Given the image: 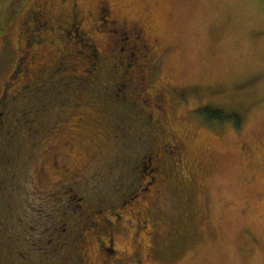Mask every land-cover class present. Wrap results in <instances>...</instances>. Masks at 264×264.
<instances>
[{
	"label": "rangeland",
	"instance_id": "rangeland-1",
	"mask_svg": "<svg viewBox=\"0 0 264 264\" xmlns=\"http://www.w3.org/2000/svg\"><path fill=\"white\" fill-rule=\"evenodd\" d=\"M78 1L83 10L97 8V0ZM108 1L115 15L140 22L147 38L156 40L149 51L143 57L138 54L139 34H126L125 29L118 26L114 27L118 29L117 33H113V26L105 23L96 35L101 56H88V51L83 52L73 42L65 50H59L60 55L76 64L75 69H70L63 58L57 57L59 51L42 47L37 50L36 63L29 64L31 68L32 65L54 64L55 59V65L58 60L61 63L54 73L43 72L42 78L34 80L24 78L27 53L23 49L20 54L15 42L19 35L15 15L24 0H0V96L4 91L7 93V112L1 125L2 131L6 127L10 129L9 135L17 131V137L10 142L0 138V153L4 151L8 157L13 156L14 173L16 171L23 182L22 194L18 196L22 198L20 205L17 208L10 201L14 207L12 212L8 208L5 210L10 214V220L4 219L6 228L0 224V264H87L88 257L84 252L87 249L93 253L91 259L96 260L95 236L90 232L104 235L99 226H86L84 218V208L87 214L94 207L101 210V215L109 216L112 209L121 214V219L112 227L115 244L128 252L120 259L121 264H264V0ZM62 8L61 12L67 11V7ZM69 31L73 33L71 29ZM24 34L20 33L18 38L20 46ZM28 43L32 46V42L28 40ZM19 54L25 59L11 79ZM138 64H142L145 77L141 92L148 102L154 104L157 96L163 101L166 99V116L161 128L180 141V163L189 175L182 178L171 172L149 189H144L142 194L136 192L134 187L151 181L156 174L155 162L147 160L145 151L140 160L143 172L137 170L128 177L126 173L115 174V171L113 177L90 180L85 190L74 186L73 191L77 194L74 198L80 195L83 202L77 205L80 201L68 199L66 220L73 222L70 233H83L82 241H71L69 234L61 250L53 251L58 243L55 241L54 244L53 240L49 245L45 239L49 237V224L62 217H51L39 225L36 223L38 214L33 209H41L44 215L46 211L51 212V204L57 207V199L42 203L45 196L35 190L33 182L37 163L52 151L50 145L58 133L46 131L37 135L45 140L35 146L26 138L30 134L22 137L24 127L19 125L27 117L31 121L24 125L37 124L47 130L65 128L68 133L64 134L71 136L69 139L75 148L85 144L90 146L87 142L90 137L85 136L87 131L85 142L69 129L70 122L66 118L59 127L51 128L53 122L44 120L38 107L52 96L53 100L60 99L58 94L64 89L68 93L64 105L68 114L71 109H76V106L72 107L73 100L76 103L82 101L83 108L91 110L104 105L111 111L113 103L107 105V101L113 97L133 105V83L136 82L135 75L138 76ZM91 66L94 67L92 71H82ZM122 67L130 72L129 79L123 80L126 84L122 94L111 96ZM8 81L10 85L6 87ZM61 81L67 83L64 89ZM42 92L49 97H42ZM74 93L77 95L73 96ZM205 105L220 110L226 118L222 122L207 120L199 112ZM136 106L143 109L140 102ZM79 115L84 116L82 110ZM108 115L109 112L98 118L102 120ZM87 119L84 128H89L92 115L88 113ZM37 128L33 127V136ZM44 149L48 151L44 152ZM57 149L64 151L61 146ZM104 149L106 154L110 152L109 147ZM113 151L118 154L117 150ZM2 157L1 154L0 161H4ZM69 158L75 159L72 155ZM134 175L135 182L131 179ZM156 188L158 191H154ZM131 189L133 192L127 193ZM67 195L58 200L67 201ZM122 200H127L125 205H120ZM4 204V201L0 202L2 216ZM136 206L151 210L148 228L135 237L137 245L131 243L133 227L127 213ZM19 219L25 222L22 226L18 225ZM85 242L87 249H83ZM111 264L118 263L111 260Z\"/></svg>",
	"mask_w": 264,
	"mask_h": 264
},
{
	"label": "flooded vegetation",
	"instance_id": "flooded-vegetation-1",
	"mask_svg": "<svg viewBox=\"0 0 264 264\" xmlns=\"http://www.w3.org/2000/svg\"><path fill=\"white\" fill-rule=\"evenodd\" d=\"M80 2L81 1L78 0H46L42 3H38L35 0H24V3L20 5L16 16L18 20L17 27L19 32L17 37L19 38L20 33H23V28H28V33L27 35H23V38L21 39V46L18 38L15 39V42L17 43V48L20 51V54H23V49L27 53L28 65L23 72L25 79L32 77V79L38 80L43 77V72L52 74L58 70L60 66L58 64L61 62L58 60L56 63L57 65H55L56 59L54 60V64H47L44 66L40 64L42 67H35L33 65L32 68L30 67L29 64H31V62L36 63L38 60L39 51L37 50L42 47H49L50 51L57 52L60 49L65 50L67 47L71 46V43L74 42L83 52H89L92 49L94 50L96 56H101V49L99 50V46L97 47L99 44L97 43L96 35L98 33L97 31L106 26L105 23L113 26V29L111 28L113 33H117L118 29L114 27L118 26L120 29L124 28L126 34H139L141 41L138 42L140 45L138 54L142 55V57L155 43V39L150 40L147 38L140 22L123 19L119 17V14L117 13L115 15L108 0H97V8L94 11L86 9L83 10ZM63 6L67 7V11H60ZM28 14L31 16L28 17L29 19L27 20L26 17ZM89 18L92 20H88ZM69 29H71L73 33H71ZM36 33H38L42 39L37 43H30L32 46H29L27 36H32ZM80 50H78V52H81ZM105 50L108 51L107 48H105ZM60 52L61 51L57 53V57L63 58L64 61L67 62L66 66L68 68L75 69L76 64L71 59L67 60L65 55H60ZM20 54L17 55L14 65H16ZM118 63H120L119 60ZM37 64H39V62H37ZM82 71L88 72L87 69H82ZM142 71V64H138V76L135 75L136 82L133 83L135 86L131 83L134 86V92L132 95L135 99H133V105L131 104L132 102L124 104L121 100L116 98V101L113 98L111 101H107V105L112 106L113 103L112 107L114 110L111 108V111H108L106 109L107 106L104 105L103 107L99 106L96 110H91L88 108L84 109L82 101L81 103H76L73 100L72 107L76 106V109H71V113L68 114L66 112L67 108H64L65 102L68 99L67 90L64 89L67 86L65 85L67 83L62 82L67 80H62L61 86L63 87L64 92L58 94L60 99L54 98L53 100L52 96L50 99L43 102L40 107H38L37 110L39 114L42 115V118L53 122V127L51 128L59 127V125L64 122L62 121L63 118H66L70 122V125L68 126L69 129L75 131V134L81 140L86 142V137H90L87 138V142L90 143V146L85 144L84 146L80 145L78 149L75 148L74 144L69 139L71 136L64 134L68 133L65 131V128H62L61 130H57L58 128L56 130H47L43 129V127L41 128L39 125L37 126V124L24 125V123H21V125H19L20 127H24L21 132L22 137L23 135L26 136L30 134V137L26 136V138L35 146L37 145V142L40 141V143H42L45 140V137L41 140L39 136L44 134L46 131H49V133H58V135L56 134L57 139H55L52 145H50L52 151L41 157L37 163V168L34 172L35 181L33 182L35 190H37L39 194H43V196H45V198L39 197L44 199V201H41L42 203H50L48 199H57V207L54 208L51 204L49 206L51 212L46 211L44 215H42L41 209H33V211L38 214L36 223L39 225H42L44 221L51 217H62L61 220H57V222L49 224V226H51V228H49V237L45 239V242L49 245H51L53 240L54 244L55 241L58 243L57 248L55 247L56 245H54L52 249L53 251H56L57 249L61 250V245L68 238L67 236L69 234L72 235L71 241L74 240V242H79V240L83 237V233H80V231L73 234L70 233L73 230V222H68L66 220V208L70 203L68 202V199L72 201L74 198L73 195L76 194L73 191L74 186H78L79 190H85L90 180H102L103 177H113L115 171V174H117V172L121 175L126 173V175L130 177V174L133 175L138 172L137 170H142L140 160L144 158L145 151L147 153H145L147 155V160L155 162L154 166L156 174H154V176L152 175L153 177H151V181L139 183L136 187H134L136 192L142 194L144 189H149V187L153 186V183H156L157 180L159 181L161 177L165 178V176L169 175L171 172H175L182 178H186L189 175L188 170L185 166H183L184 164L182 165L180 163V141L174 139L172 135L163 132V129L161 128V123L165 121L166 116L164 109V102L166 99L163 101L162 97L159 98L157 96L154 104L148 102L144 94L141 92V90L145 87V77L143 76ZM128 74H130V72L125 67H122L121 74H119V81L117 80L114 82L115 95H119L124 92L122 89L125 88L126 83H124L123 80L127 82V79H129L127 78ZM14 96L15 95H12L11 97ZM42 96L49 97L47 93H44V95L42 94ZM82 96L83 95L80 97ZM160 100L162 102H160ZM137 102H140L143 105V109L140 110L136 106ZM81 110L83 111L84 116L79 115ZM108 112L109 115L107 117L99 120L98 115H104ZM88 113L92 115V121L90 119L89 128L86 126L84 128V124L86 125L88 120ZM93 113H95V116H93ZM24 120H26L25 123H30L31 121V119L27 117H25ZM33 127H38L35 130L34 136L32 134ZM2 128L3 127L1 126L0 138L10 142L17 137L16 130L14 131L15 133L13 132L12 135H9L10 129L6 127V130L2 131ZM85 132L86 137L84 136ZM61 136H65L67 139L61 140ZM60 146L64 149L63 152L61 149H57ZM104 147H109L110 154H106ZM113 149L117 150L118 154H116ZM45 151L48 150L44 149V152ZM3 153H0V157L2 154V160L4 159V161H0V170L3 169L4 171L3 173H0V202H5L3 205L4 211H2L4 215L2 216L0 213V224L3 225L2 228L5 227L3 224L4 219L10 220L11 217L5 210L8 208L9 212H12L14 207L11 205L10 201H12L18 208L22 199L18 196H21V190H23V182L17 177L16 171L14 173L15 163L13 161L11 162L13 156L8 157L6 152L3 151ZM17 154L18 153L16 152L15 155ZM123 154L124 156L121 160V155ZM69 155H72L75 159H70ZM31 158L32 155L29 156L30 160ZM169 169H171V171H169ZM131 179L135 182V175ZM113 180L115 181L116 178H113ZM158 185H160V182ZM132 190L133 189L127 193H132ZM154 191H158V188L154 189ZM11 192L15 193L14 199L12 198ZM66 194H69L66 196V198L68 197L67 201H60ZM74 199L76 201H80L77 205H80L81 202H83L80 195ZM125 202H127V200H122L123 204L120 203V205H125ZM44 204L42 205L44 206ZM42 205H40V208ZM60 208L62 209L59 213L58 210ZM84 211V218H86L87 221L86 226H99L98 228L101 230V233L103 232L102 235H104L99 236L96 232H90V234L95 236L96 248L94 255H96V260L91 259L93 257V253L88 251L89 249L86 248L87 243H83V249H87L84 251L85 256L88 257L87 264H111V260L112 262L116 261L118 264H121L120 259L124 258L128 252L123 247H117L112 233V227L115 222L117 224L118 220L121 219V214L119 212H113L112 209V211L109 212V216L101 215V210L96 207L87 211V214L86 208H84ZM127 213L129 214V218H131L129 221L130 226L133 227L131 232V243H135V237L139 236L141 231L148 228L151 220V210L136 206V209H129L127 210ZM23 223L25 222L19 219L18 225L22 226ZM161 225L165 226V223L161 221ZM72 237H75V239H72ZM68 240H70V238ZM135 244L137 245V243ZM67 259L71 260V257H67Z\"/></svg>",
	"mask_w": 264,
	"mask_h": 264
},
{
	"label": "trees",
	"instance_id": "trees-1",
	"mask_svg": "<svg viewBox=\"0 0 264 264\" xmlns=\"http://www.w3.org/2000/svg\"><path fill=\"white\" fill-rule=\"evenodd\" d=\"M17 16V14L15 15V17ZM31 15L30 14H28L27 15V17H26V19L28 20L29 18L28 17H30ZM26 21V20H25ZM23 33H25L26 35H27V33H28V28L26 29H24L23 28ZM28 37V40L30 41V42H32V43H37L38 41H40L42 38L40 37V35L38 34V33H36V34H34V35H32V36H27ZM88 56H90V55H92V56H95V53H94V50H90L89 51V53L87 54ZM25 59V57L24 56H20L19 58H18V62L16 63V65H15V69H14V71H13V73L11 74V79H13L14 77H15V75L17 74V72L19 71V69H20V67L22 66L20 63H21V61H22V59ZM94 63V61H92L91 62V64H93ZM24 68H25V66H24ZM92 69H94V67L93 66H91L89 69H87L88 70V72L89 71H92ZM10 85V83H9V81L7 82V86L6 87H8ZM41 94H43L44 95V93L42 92ZM76 95V93H74L73 94V96H75ZM111 96H113V95H115V93L113 92V93H111L110 94ZM5 96H7V93H6V91H4L3 93H2V95L0 96V127L2 126L1 125V123H2V118L5 116V114H6V112H7V108L5 109V107H6V102H7V99L5 98ZM43 97V96H42ZM114 98V97H113ZM112 98V99H113ZM199 112L207 119V120H217V121H220V122H222L226 117L223 115V113L220 111V110H218V109H216V108H214V107H211L210 105H205V106H203V107H201L200 109H199ZM235 122L236 123H238V117H236L235 116ZM21 123H24L25 124V121H23V122H21Z\"/></svg>",
	"mask_w": 264,
	"mask_h": 264
}]
</instances>
